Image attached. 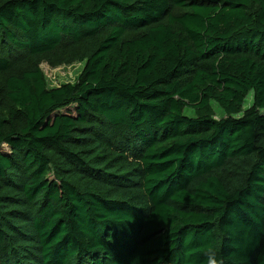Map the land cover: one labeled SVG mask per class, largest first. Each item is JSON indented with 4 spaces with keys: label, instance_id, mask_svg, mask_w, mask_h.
<instances>
[{
    "label": "trees",
    "instance_id": "16d2710c",
    "mask_svg": "<svg viewBox=\"0 0 264 264\" xmlns=\"http://www.w3.org/2000/svg\"><path fill=\"white\" fill-rule=\"evenodd\" d=\"M263 112L264 0H0V264H264Z\"/></svg>",
    "mask_w": 264,
    "mask_h": 264
},
{
    "label": "rangeland",
    "instance_id": "374dc122",
    "mask_svg": "<svg viewBox=\"0 0 264 264\" xmlns=\"http://www.w3.org/2000/svg\"><path fill=\"white\" fill-rule=\"evenodd\" d=\"M81 68L82 67L79 63H76L75 65H71V66L62 65L59 67H52L48 65L47 63H44L42 65V70L46 77L48 76L51 79L56 77L53 80L54 82H56L54 86H59L61 84L74 83L77 75L80 73ZM252 105H253V95L251 94L247 98L243 106V110L244 111L248 110L249 108L252 107ZM212 106L216 114V119H222L226 117L223 111L218 107L217 104L213 103ZM185 114L189 117H194V112L190 109H187L185 111ZM3 150L8 152V149L6 147H4Z\"/></svg>",
    "mask_w": 264,
    "mask_h": 264
},
{
    "label": "clouds",
    "instance_id": "9594fccd",
    "mask_svg": "<svg viewBox=\"0 0 264 264\" xmlns=\"http://www.w3.org/2000/svg\"><path fill=\"white\" fill-rule=\"evenodd\" d=\"M208 252L213 253V255H206L205 256V264H221V262L215 256V250L209 248Z\"/></svg>",
    "mask_w": 264,
    "mask_h": 264
},
{
    "label": "built area",
    "instance_id": "2783aa9c",
    "mask_svg": "<svg viewBox=\"0 0 264 264\" xmlns=\"http://www.w3.org/2000/svg\"><path fill=\"white\" fill-rule=\"evenodd\" d=\"M47 78L49 79V81H50V83H51V86H54V85L56 84V82L53 81L56 77L53 78V79H51V78H49V77L47 76Z\"/></svg>",
    "mask_w": 264,
    "mask_h": 264
}]
</instances>
